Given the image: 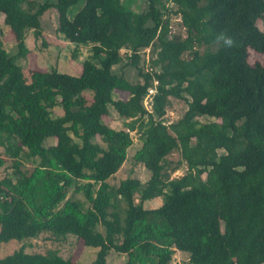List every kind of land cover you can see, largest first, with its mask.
<instances>
[{"label": "trees", "instance_id": "16d2710c", "mask_svg": "<svg viewBox=\"0 0 264 264\" xmlns=\"http://www.w3.org/2000/svg\"><path fill=\"white\" fill-rule=\"evenodd\" d=\"M26 1L0 0L14 40L12 50L0 40V244L43 237L63 246L73 237L98 249L90 264H108L111 252L123 264H171L176 249L189 264H264V64L249 62L251 50L264 55V0H169L184 38L171 34L165 0L144 11L122 0H56L34 12L22 9ZM49 9L59 34L103 55L100 66L85 60L78 75L26 76L18 61L30 53L27 32L43 34ZM222 31L231 48L216 43ZM129 67L140 81L128 79ZM172 97L188 106L166 124ZM110 108L123 128L104 122ZM132 133L141 146L131 159L150 178L113 185ZM8 160L13 177L2 171ZM0 264L78 263L60 248L21 247Z\"/></svg>", "mask_w": 264, "mask_h": 264}, {"label": "rangeland", "instance_id": "374dc122", "mask_svg": "<svg viewBox=\"0 0 264 264\" xmlns=\"http://www.w3.org/2000/svg\"><path fill=\"white\" fill-rule=\"evenodd\" d=\"M124 2H129L130 7L134 11H144L148 8V0H122ZM56 0H27L22 4V9L27 12L37 11L42 5L46 3H54ZM165 6L168 10H172L169 16L171 34L184 38L186 31L181 24V19L178 15L173 13L175 11V6L169 2V0L164 1ZM83 6V2H80L76 6L70 8L68 16L72 18ZM43 34L39 38L34 37V30H28L27 32V47L30 51L26 59H20L18 63L23 67L24 72L27 77H29V72L31 70L40 71H53L57 70L63 73L78 75L82 72V65L85 60L93 61L95 64L100 66L101 59L103 55L96 56L92 50V44H76L69 42L63 35L57 32V14L54 9L47 10L41 19ZM257 25L264 32V20L258 21ZM0 40L3 42L4 46L8 50H12L14 46L13 34L10 28L4 23L2 16L0 15ZM123 50L122 53H125ZM149 51H146L148 53ZM250 64H255L260 62L264 64V55L259 54L253 50L250 51L249 56ZM128 79L132 82L140 81L137 76V72L134 68H126ZM114 98L127 99L129 94L126 92L115 91ZM148 108V101L146 102ZM187 102L183 99L170 98V104L167 107V113L164 118L166 124H171L182 118L185 111L187 110ZM63 110L60 107L55 108L54 115L62 114ZM200 122H211L215 119L211 118H198ZM104 122L115 129L123 128V121L119 120L117 114L110 108V114L104 117ZM134 143L128 149L129 159L120 169V171L113 177L110 182L113 185H118L120 181L127 177H137L143 183H145L150 178V172L140 164H135L132 161V157L135 152L140 148L141 142L135 133H132ZM95 142L101 144L99 137L95 139ZM55 144V139L49 138L46 140V146ZM4 149L0 148V152L4 153ZM170 160H177L178 154L174 153L169 157ZM27 167H31L32 162L25 163ZM2 171L8 173L11 177L12 175V161L8 160ZM185 169H179L172 174V177H180L184 174ZM161 204L159 198L150 201L146 204L147 207H157ZM122 209L126 208L125 203H120ZM101 229V228H100ZM21 247H26L28 252H45L49 248H60L61 253L64 257H71L75 263L78 264H90L96 257L98 249L87 247L84 245L83 241L76 242L75 238L71 237L67 243L63 246L59 244L51 243L44 239L43 237L35 240L27 241H11L9 243L0 244V258L5 257V255L13 253ZM125 255H119L111 252L108 258V264H123L125 262ZM171 264H189L188 256L183 252L176 249L173 256Z\"/></svg>", "mask_w": 264, "mask_h": 264}, {"label": "clouds", "instance_id": "9594fccd", "mask_svg": "<svg viewBox=\"0 0 264 264\" xmlns=\"http://www.w3.org/2000/svg\"><path fill=\"white\" fill-rule=\"evenodd\" d=\"M216 43L222 44V46L226 48H231L233 46V39L230 36H227L224 31L219 33L216 37Z\"/></svg>", "mask_w": 264, "mask_h": 264}, {"label": "built area", "instance_id": "2783aa9c", "mask_svg": "<svg viewBox=\"0 0 264 264\" xmlns=\"http://www.w3.org/2000/svg\"><path fill=\"white\" fill-rule=\"evenodd\" d=\"M149 94H150V96L147 97L146 102L148 101V103H151V95L154 94V90H151V89H150ZM147 107H148V106H147ZM149 108H150V104H149Z\"/></svg>", "mask_w": 264, "mask_h": 264}, {"label": "crops", "instance_id": "0c3cea01", "mask_svg": "<svg viewBox=\"0 0 264 264\" xmlns=\"http://www.w3.org/2000/svg\"><path fill=\"white\" fill-rule=\"evenodd\" d=\"M97 65V64H96ZM101 65V64H100ZM98 66V65H97Z\"/></svg>", "mask_w": 264, "mask_h": 264}]
</instances>
